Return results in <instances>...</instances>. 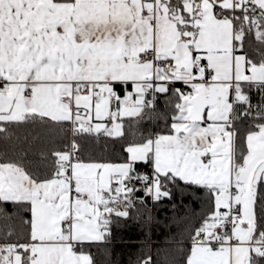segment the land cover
Here are the masks:
<instances>
[{
	"label": "snow or ice",
	"instance_id": "obj_1",
	"mask_svg": "<svg viewBox=\"0 0 264 264\" xmlns=\"http://www.w3.org/2000/svg\"><path fill=\"white\" fill-rule=\"evenodd\" d=\"M129 219L130 264H264V0H0V264H111Z\"/></svg>",
	"mask_w": 264,
	"mask_h": 264
},
{
	"label": "trees",
	"instance_id": "obj_2",
	"mask_svg": "<svg viewBox=\"0 0 264 264\" xmlns=\"http://www.w3.org/2000/svg\"><path fill=\"white\" fill-rule=\"evenodd\" d=\"M150 206V207H149ZM148 207L152 208L155 221L152 225V244L153 252L160 253L161 261L164 260L165 254L170 252L173 247L175 240L179 239V227L177 223L173 222V212L165 205H158L153 208L151 201H148ZM134 212L135 210H130ZM182 215V210L181 213ZM141 223L129 219L126 222H122L119 228L114 229L116 239L113 241L110 252L107 257L111 264H130L135 258V253L138 251L137 248H129L120 242V238L127 239L129 237L142 239Z\"/></svg>",
	"mask_w": 264,
	"mask_h": 264
},
{
	"label": "built area",
	"instance_id": "obj_3",
	"mask_svg": "<svg viewBox=\"0 0 264 264\" xmlns=\"http://www.w3.org/2000/svg\"><path fill=\"white\" fill-rule=\"evenodd\" d=\"M150 207V206H149Z\"/></svg>",
	"mask_w": 264,
	"mask_h": 264
}]
</instances>
